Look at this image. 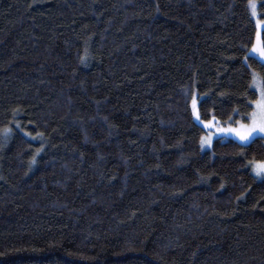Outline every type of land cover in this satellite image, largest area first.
<instances>
[{
  "label": "trees",
  "instance_id": "trees-1",
  "mask_svg": "<svg viewBox=\"0 0 264 264\" xmlns=\"http://www.w3.org/2000/svg\"><path fill=\"white\" fill-rule=\"evenodd\" d=\"M249 1L0 0V264H264Z\"/></svg>",
  "mask_w": 264,
  "mask_h": 264
},
{
  "label": "snow or ice",
  "instance_id": "snow-or-ice-1",
  "mask_svg": "<svg viewBox=\"0 0 264 264\" xmlns=\"http://www.w3.org/2000/svg\"><path fill=\"white\" fill-rule=\"evenodd\" d=\"M250 7L253 9V14H255V4L252 2V0H250ZM257 39L259 41V35ZM250 51L252 53H259V57L261 61H264V41H261L259 43H254ZM245 59H247V55ZM252 81L253 84H256V86L260 89V96L259 99L252 101L254 108L253 111L249 113L247 116L250 122L244 123L238 120L236 121L235 127L229 125L226 128L217 129V132L234 134L235 138H237L242 143H246L250 141L257 133L264 134V77H261L258 81L256 73L253 72ZM192 105L195 114V107H196L195 97L193 98ZM7 131L8 130L5 129V132ZM200 143L202 147L205 144H210L211 134H209L207 137L201 136ZM251 167L257 175H264V160L251 162Z\"/></svg>",
  "mask_w": 264,
  "mask_h": 264
},
{
  "label": "rangeland",
  "instance_id": "rangeland-1",
  "mask_svg": "<svg viewBox=\"0 0 264 264\" xmlns=\"http://www.w3.org/2000/svg\"><path fill=\"white\" fill-rule=\"evenodd\" d=\"M254 4H255V8H256V14H253V9L250 7V1L247 3V7H248V10L252 11V14L253 16L256 18V15L258 17V13H257V3L255 1H252ZM251 11H250V14H251ZM251 14V15H252ZM252 16V18H253ZM254 22H255V25H256V35H255V38H254V41H253V44L254 43H259L261 42V32H262V29H264V23H262L259 19L258 21H255V19L253 18ZM257 23V24H256ZM258 35H259V41H258ZM252 44V45H253ZM252 49V46L251 48L249 49L248 51V55L250 56H253L255 57L257 60H259L261 63L264 64V61H261L260 57H259V53H252L250 50ZM253 88L255 89V91L257 92V95H258V99H259V96H260V89L256 86V84H253ZM194 98V97H193ZM196 100V107H195V114H194V110H193V105H192V101L193 99H191L190 101V108H191V113H192V117H193V120L199 125L201 126L204 130H205V134L203 136L207 137L209 134H211V143L210 144H205L203 147L201 146V143H200V147L202 150H207L210 148L212 142L215 140V139H218V138H221V139H230V140H233L239 144H242V145H246L248 144L250 141H252L254 138L256 137H263L264 138V134H260V133H257L250 141L246 142V143H242L241 141H239L237 138H235L234 134H228V133H223V132H217V129L218 128H226L228 127L230 124H221L219 121L213 119V120H210L208 122H203L200 120L199 118V114H198V107H197V99L195 98ZM250 120L248 119L247 122H244V123H249ZM214 125V126H213ZM232 127H235V125L231 124ZM252 171V174L258 178V179H262L264 178V175H257L253 169L251 170Z\"/></svg>",
  "mask_w": 264,
  "mask_h": 264
}]
</instances>
